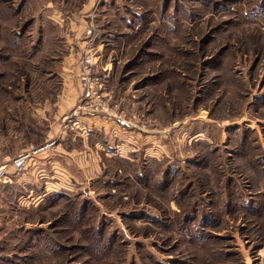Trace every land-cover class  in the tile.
Here are the masks:
<instances>
[{"label": "rangeland", "instance_id": "obj_1", "mask_svg": "<svg viewBox=\"0 0 264 264\" xmlns=\"http://www.w3.org/2000/svg\"><path fill=\"white\" fill-rule=\"evenodd\" d=\"M90 48L103 143L70 119ZM11 116L62 172L37 206L41 180L1 187L0 264H264V0H0V135Z\"/></svg>", "mask_w": 264, "mask_h": 264}, {"label": "crops", "instance_id": "obj_2", "mask_svg": "<svg viewBox=\"0 0 264 264\" xmlns=\"http://www.w3.org/2000/svg\"><path fill=\"white\" fill-rule=\"evenodd\" d=\"M76 80L77 79H72L71 76L70 77L65 76V81L67 83L66 86H68V88H70V92L73 94V99H75L76 96L78 95V90H77L78 80L77 81ZM73 81H75V82H73ZM20 108L21 107H16L17 110L18 109L20 110ZM108 115L114 116L116 114H114V113L105 114L104 113V115L100 116L98 114H89L88 113L89 117L86 118L88 120H90V119L94 120L95 124L98 122V125H96V126L101 129L98 133V134L102 135L101 141H99L101 143L105 142V139L103 137L104 131L107 132V130H109L111 132V129H112L111 126H112L113 122L110 121L108 123V120H110L107 118ZM119 118L120 117L116 118L117 121L119 123H122L124 120L121 119V121H122L121 122V121H119L120 120ZM25 122L21 121V124H24ZM5 123L7 124V128H11V129H10L9 135L8 134L0 135V140L5 139V141H8L6 143L3 142V144L5 143V145H7V146H4V148L1 150V153H0V165L1 164L7 165L6 173H8V180L4 183L3 186H4V188H7L8 191H10L13 187L20 189V191H22L21 192L22 194H19L17 196V201H18V199H21V204H22V203L26 202L25 199L28 198V194H31L29 191H27L29 189L28 184H33L31 182V180H33V179L41 180L42 181V183H41L42 187L41 188L43 189V193H42V195H39L38 197H36V199L33 200L34 202L32 201V205L37 206L44 199V197H47L49 194H51L53 192H56L58 189L54 185V183L51 182V180H48L49 178L54 180L57 177H55L54 174H52L51 176L48 177L44 173H61L62 170L60 169L61 166L59 165V161H61L62 155H61V153H59V151H57V152L48 151V150L42 151L36 156V158L34 159V162H30L28 164V166L22 172L15 173L14 169L10 166V162L14 159V157L20 151L24 152L25 149L22 150L20 147L22 145L26 144V141L28 142L29 136L24 137L22 135V132H21L22 130L18 129V127H20V124H19L18 120L16 118H14L13 116H11L8 121L6 120ZM16 126H17V129H15V130H17V133H13L14 132L13 128L14 127L16 128ZM91 127L92 126L87 125V129L89 130V132H92ZM93 128H95V127H93ZM3 129H5V128H3ZM37 130L42 131L41 134L44 135V133H43L44 128L41 129L38 126H36L35 131L37 132ZM112 132H114V130H112ZM6 133H8V132H6ZM59 133H60V128L58 126V129L56 130V134L59 136ZM92 139H93V142L95 144H97V142L94 141L93 137H92ZM78 141H80V140H78ZM65 142H66V144H68L70 146L71 142L69 141V139H68V141H65ZM82 143L85 147L86 146L85 140H82ZM57 145L59 147L61 145V143L59 142V143H57ZM54 149H51V150H54ZM27 150H29V149H26L25 151H27ZM114 158H117V157L114 156ZM65 161L66 160L64 158L63 162H65ZM34 173H38V174L35 175ZM31 188H32V186L30 187V189Z\"/></svg>", "mask_w": 264, "mask_h": 264}, {"label": "built area", "instance_id": "obj_3", "mask_svg": "<svg viewBox=\"0 0 264 264\" xmlns=\"http://www.w3.org/2000/svg\"><path fill=\"white\" fill-rule=\"evenodd\" d=\"M100 56L101 54L98 49L93 50L92 48H90L84 53V56L79 63L77 80L81 95L79 98V106L70 115V119L76 117L79 112H81L82 114H109L110 101L107 95L108 92L105 91V76L98 75L96 73L99 67L98 62ZM106 98H108V101L105 100ZM68 123H71L72 127H77L76 121ZM48 147L49 145L39 146L34 149L19 153L10 162V166L14 169L15 173H20L28 166L30 161H32L33 158L38 155L40 151H43ZM6 167L7 165H0V189L8 180V173H6Z\"/></svg>", "mask_w": 264, "mask_h": 264}]
</instances>
